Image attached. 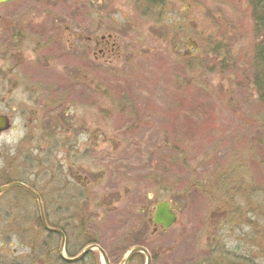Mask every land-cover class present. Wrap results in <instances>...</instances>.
Wrapping results in <instances>:
<instances>
[{
	"label": "rangeland",
	"instance_id": "1",
	"mask_svg": "<svg viewBox=\"0 0 264 264\" xmlns=\"http://www.w3.org/2000/svg\"><path fill=\"white\" fill-rule=\"evenodd\" d=\"M159 9L147 15L141 0L1 5L3 22L34 31L62 23L82 37L105 29L117 48L96 74L84 45L75 41L74 53L67 37L62 51L45 46L20 62L18 88L0 93V110L16 124L0 144L23 143L21 114L39 116L32 183L46 194L48 222L65 227L74 255L94 239L113 264L139 243L155 256L152 264H264V102L254 76L263 38L250 1L163 0ZM50 114L61 116L63 152L44 135ZM62 159L68 190L59 204L56 189L43 187L59 186L56 170L44 179L43 167ZM23 168L17 165V177ZM79 175L90 179L89 189ZM165 200L178 220L153 233L149 210ZM39 217L37 201L23 190L0 196V264L52 262L61 241L49 238ZM75 264L102 263L94 250Z\"/></svg>",
	"mask_w": 264,
	"mask_h": 264
},
{
	"label": "flooded vegetation",
	"instance_id": "2",
	"mask_svg": "<svg viewBox=\"0 0 264 264\" xmlns=\"http://www.w3.org/2000/svg\"><path fill=\"white\" fill-rule=\"evenodd\" d=\"M11 2V1H10ZM10 2H4L1 3V5L5 3ZM2 17L0 16V93H13L18 88L16 84V70L20 62L23 60H26L27 57H31L33 53L39 52L44 48L45 46H59V49L63 50V41L65 40V37H67V40L69 41V45L67 46L72 52L79 53V49L77 48V45L75 44V41H79L82 43L85 47V49L88 52V55L93 57L94 64L91 65L92 72L96 74L97 69V63H108L110 59L112 60L113 54L116 50V41L117 37L113 35L112 33L107 32L105 29H101V33H93L92 35H87L82 37L80 33L75 32L74 30H71L70 27L64 26V24H59L56 27L55 23L49 22L47 24V27L44 26L42 28H39L38 30L34 31L29 26L28 23L19 24L15 21H5L3 22ZM35 39V45L33 47V40ZM75 75V74H74ZM95 76V75H94ZM4 83H7L8 86H4ZM58 102V101H57ZM56 104V100H55ZM58 105V104H56ZM59 107V105H58ZM0 116H7L10 121V128L8 130H13L16 127V124L14 123V119L11 115L7 114L6 112H3L0 110ZM22 125L25 127V134L22 140H24L23 143H20L18 146H3L0 144V164L3 163V167H0V189L6 185L13 184V183H21L23 185H16L14 187H10L5 189L3 192H1L0 196L3 193L8 192V190H13L15 188L23 190L27 195L33 197L35 201L38 200L37 198L28 191L27 187L34 190L41 198L42 204L46 205L45 201V193L39 191L37 188V185L32 183L33 179V170L31 166L32 161V138H33V132L35 122H39V116H36L33 118L31 117L26 118L23 113L20 116ZM47 118L50 120V125L48 128H45L44 135L47 137V140L49 141L52 138H56V141L59 146H62V152L63 147L65 148V142H64V134L62 131L63 128V122H61V116H54L51 117V114L47 116ZM8 130L0 131V136L3 135ZM61 130V131H60ZM50 142V141H49ZM71 145V144H70ZM70 150L72 151L74 149L73 145L69 146ZM78 152V151H76ZM21 167V165L24 166V176H16V170L17 165ZM71 169V168H69ZM49 170H56L57 173V179L59 186L53 187V183H45L43 184L44 190H47L48 192H52L56 189L57 193V199L59 200V204L63 203L65 201L67 190L66 184L64 183L65 180V167L63 165V159L57 162L56 166H44L43 167V175L44 179L46 178L45 174L49 172ZM67 171H70L67 169ZM15 174V175H14ZM79 178H86L87 176L79 175ZM78 178V179H79ZM49 180H53V178H50ZM48 180V181H49ZM78 184V182H77ZM85 186H82L84 185ZM79 182V185L89 189L91 186V181L88 179L86 183ZM78 185V186H79ZM83 188V189H84ZM84 198H86L84 195H82ZM45 201V202H44ZM86 202V201H85ZM154 208L149 210L148 213V222L150 226H153V233L158 232L161 228L159 226H155L154 223L151 221L153 215H154ZM46 213V212H45ZM46 224L48 227L52 229H56L58 231H61L65 238H67L66 229L64 226L60 224H50L48 222V217L46 214L45 217ZM39 227H42L43 230L49 235V238L52 237H59L60 241L62 242V236L61 233L56 230H48L45 227V224L41 218V216L38 218ZM155 229H157L155 231ZM46 247L48 246V242H45ZM45 247V246H44ZM61 245L59 248V254H60ZM68 249V248H66ZM61 257V256H60ZM25 258L30 259V256H26ZM62 259V258H61ZM65 261V260H64ZM30 261H11L8 263L3 264H35L27 263ZM39 264H61V263H41L37 262ZM70 263V262H68ZM78 263V262H77ZM75 264V263H74Z\"/></svg>",
	"mask_w": 264,
	"mask_h": 264
},
{
	"label": "water",
	"instance_id": "3",
	"mask_svg": "<svg viewBox=\"0 0 264 264\" xmlns=\"http://www.w3.org/2000/svg\"><path fill=\"white\" fill-rule=\"evenodd\" d=\"M10 1H12V0H0V4L4 3V2H10ZM9 128H10L9 118L7 116H0V131L8 130ZM16 185H23V184L13 183V184L6 185L0 189V194L5 189L10 188V187H14ZM27 189L29 192H31L38 199L40 214H41V218L45 224V227L48 230H56V229H52V228L48 227V225L46 224L43 205H42V202H41L39 195L34 190H32L31 188L27 187ZM177 220H178V215L173 210L171 202L167 201V200L159 202L156 205L154 215L151 219V221L154 223L155 226H159L163 230H168V229L172 228L176 224ZM156 230L157 229H155V231ZM56 231H58V230H56ZM58 232H60L61 236H62L60 255L64 260H66L68 262H78L81 259H83L91 250H97L100 254V259H101L102 264H112L109 260V257L107 255L106 251L101 246H99L98 244L88 245L78 255H76L74 257L66 256L64 253L65 252V240L66 239H65L64 234L61 231H58ZM137 253H141V254L145 255V257H146L145 264H152V257H151L150 252L148 251V249L145 246H140V245L134 246L131 249H129L123 255L119 264H129L130 261L132 260V258Z\"/></svg>",
	"mask_w": 264,
	"mask_h": 264
},
{
	"label": "trees",
	"instance_id": "4",
	"mask_svg": "<svg viewBox=\"0 0 264 264\" xmlns=\"http://www.w3.org/2000/svg\"><path fill=\"white\" fill-rule=\"evenodd\" d=\"M249 1H250V5L252 7V12H253V16L255 19L256 29L261 34V36L263 38L262 43L258 44L255 47L254 76H255L256 88H257L258 92L260 93V100L264 102V0H249ZM141 4H142L143 12H145L147 15H149V13L153 14V13L158 12L160 10L159 6H161L163 4V0H141ZM161 12H163V10L160 11L159 13H161ZM79 195H81V193ZM74 197L75 196H73V198ZM77 198L82 199L83 196L81 195V196H78ZM95 242H97V241H95L94 239H91L88 241L87 244L95 243ZM137 245H144L145 246V244H140V243ZM126 251H124V253ZM92 252L93 251H91L89 254H87L84 259H86L90 254H92ZM67 253L69 256H75L74 253L71 252L69 249H67ZM50 255H52V254H51V251L49 249L48 250V256L46 257V259H48V257ZM54 255H55V258L53 257L54 260L50 257L52 262H55V263L58 262L61 264H74V263H68V262L64 261L63 259H61L60 255H59V250H54ZM107 255L112 262L113 260L111 259L108 252H107ZM152 257H153V259H155V256L152 255ZM143 258H145L144 255L141 253H138L133 257V259L130 263H132L134 260H140V263H141Z\"/></svg>",
	"mask_w": 264,
	"mask_h": 264
}]
</instances>
